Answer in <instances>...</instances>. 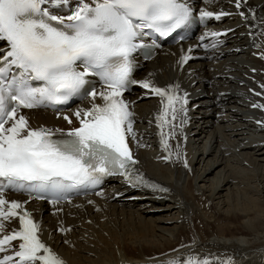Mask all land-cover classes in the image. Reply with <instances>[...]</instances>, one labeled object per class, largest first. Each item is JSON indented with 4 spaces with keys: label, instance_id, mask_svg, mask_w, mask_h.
Returning a JSON list of instances; mask_svg holds the SVG:
<instances>
[{
    "label": "bare ground",
    "instance_id": "bare-ground-1",
    "mask_svg": "<svg viewBox=\"0 0 264 264\" xmlns=\"http://www.w3.org/2000/svg\"><path fill=\"white\" fill-rule=\"evenodd\" d=\"M251 2L264 15V0ZM213 5L227 13L225 24L235 33L230 46L240 43L242 50L185 67L173 49L159 54L139 75L140 81L165 88L174 75L185 79L193 70L188 80L195 83L186 81V86L204 94L187 100L186 124L178 121V111L176 120L169 114L165 119L171 123L158 126L163 105L150 89L139 85L130 97L138 165L169 191L161 198L113 181L97 196L64 203V211L41 213L36 220L44 223L40 239L56 247L66 264H161L188 253L210 255L223 264H264V107L254 106L264 105V34L253 50L246 36L251 28L240 25L231 1L214 0ZM83 107H90L89 101ZM64 115L73 117L46 111L26 116L36 128L69 124ZM152 118L167 139V150L154 134ZM181 129L189 132L185 146L178 136Z\"/></svg>",
    "mask_w": 264,
    "mask_h": 264
},
{
    "label": "snow or ice",
    "instance_id": "snow-or-ice-1",
    "mask_svg": "<svg viewBox=\"0 0 264 264\" xmlns=\"http://www.w3.org/2000/svg\"><path fill=\"white\" fill-rule=\"evenodd\" d=\"M236 7H241V0H236ZM222 15L227 13L201 8L199 21L219 20ZM193 18L189 0H75L74 4L73 0H0V42H6L0 48V233L6 227L4 221L18 218L20 225L0 235V264H66L40 239L39 224L23 204L4 197L6 189L50 190L57 197L51 201L55 204L69 189L122 175L132 187L169 191L133 167L138 162L127 137L135 139L134 113L123 94L139 84L159 96L163 109L156 119L160 127L176 120L178 111L186 112L187 94H176L178 84L160 88L133 78L137 67L133 53L146 49V58H151L152 50L160 47L157 39L178 33ZM149 36L155 37L152 43H144ZM188 59L182 55L180 63ZM91 77L98 78L99 88ZM73 98L88 100L90 107L73 111L79 126L67 131L33 128L21 111L51 108L59 114L64 111L59 106ZM169 114L171 121L165 119ZM63 119L73 123L68 115ZM160 135L167 150V139L163 132ZM161 264L223 262L188 253Z\"/></svg>",
    "mask_w": 264,
    "mask_h": 264
},
{
    "label": "rangeland",
    "instance_id": "rangeland-1",
    "mask_svg": "<svg viewBox=\"0 0 264 264\" xmlns=\"http://www.w3.org/2000/svg\"><path fill=\"white\" fill-rule=\"evenodd\" d=\"M189 70H191V69H189ZM215 114H216V113H215ZM213 116L216 117V115H214V114H213ZM219 117H220V116H217V118H219ZM173 212H174V211H172V213H173Z\"/></svg>",
    "mask_w": 264,
    "mask_h": 264
}]
</instances>
